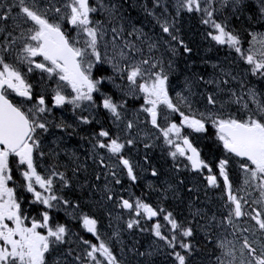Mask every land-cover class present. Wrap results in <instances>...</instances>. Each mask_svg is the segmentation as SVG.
<instances>
[{"label": "snow or ice", "instance_id": "snow-or-ice-1", "mask_svg": "<svg viewBox=\"0 0 264 264\" xmlns=\"http://www.w3.org/2000/svg\"><path fill=\"white\" fill-rule=\"evenodd\" d=\"M139 7L159 33L145 31L123 0H0V264H153L161 251L171 264H203L193 242L197 221L219 252L212 264H264V87L258 91L245 80L258 77L264 85V32L249 31L253 21L264 27V0H145ZM101 14L105 18L97 19ZM184 16H198L204 40L225 47L232 60L218 59L207 79L185 76L177 91L176 56L180 49L193 52L180 34ZM231 106L236 113L227 110ZM66 108L71 122L55 114ZM94 124L81 137L87 150L65 145V135L46 148L54 129L71 140ZM209 126L223 157L211 162L193 139L209 137ZM140 144L147 170L160 181L158 188L148 185L157 196L152 203L124 194V179H139V162L130 153ZM156 147L173 172L203 179L206 200L209 191L220 193L223 211L195 207L187 220L164 207L169 198L182 199L181 185L193 189L183 179L161 180L163 170L148 155ZM234 169L243 176L236 188ZM105 202L127 210L128 218L116 221L126 230L150 232L157 246L127 247L118 224L102 235L100 220L84 208ZM24 203L42 210L30 217ZM53 211L80 223L96 242L55 221ZM108 219L111 227V212ZM114 242L121 243L119 253Z\"/></svg>", "mask_w": 264, "mask_h": 264}, {"label": "flooded vegetation", "instance_id": "flooded-vegetation-1", "mask_svg": "<svg viewBox=\"0 0 264 264\" xmlns=\"http://www.w3.org/2000/svg\"><path fill=\"white\" fill-rule=\"evenodd\" d=\"M9 24H11V21H9ZM55 114L57 117L62 116L60 112H57ZM63 117L65 119L69 120V122H70V114L68 112L65 113ZM100 118L105 123V126H107L109 121L107 122V119L103 116V114H101ZM96 127L97 126L95 124L92 126H82V130L80 131L79 135L72 137L71 140L67 139L66 134L62 133V131L59 129H54L53 133L55 136V141L57 139V136L65 135V145H67L70 148H79L81 150V152H83L84 150H87L89 146L86 143H84V141L81 139V137L86 136L89 133V131L94 130ZM209 137H211V139H209ZM209 137H204L203 135H199V136L193 137V139H194V142L199 141L197 146L201 147L203 149L202 155L204 156V158L206 160L211 162V161L215 160L217 157L222 158V153H221L220 147L217 145V143L214 142L215 134L213 135V131L211 128H209ZM62 147H63V145H62ZM89 164H91V161H89ZM89 171H91V168L89 169ZM214 171H215V168H214ZM13 177L18 183L20 182L19 172L16 169H14V171H13ZM190 177H196V181H191L189 179L179 177L180 179H183L185 181L186 185L190 186L187 188L193 189V191L188 192L185 189L184 185H181L180 186V196L182 197V199H177V205H180L181 203H185L189 207V205H191L193 202H195V205H197L198 207H208L210 212H212V211L217 212L215 210V206H217V205L220 206L221 202L218 199H216V197L218 195H220V193H218L216 191H209L208 192V199L206 200L205 195H204L205 187H203L201 182H199V180H200L204 183L203 179L200 176H195V175H192ZM230 178L233 180V187L234 188L241 186L242 180H243L242 174H240L239 172L236 173V172H234V170H230ZM196 189H199V191H196ZM76 194L81 195L79 190H77ZM131 194L134 196H146V195H142L139 192H132ZM18 195H19V193H18ZM197 196H199L198 202L196 200ZM146 197L149 198L148 202H150V203L157 201V196L155 193L152 196H146ZM23 199L25 201H28L31 199V196L30 195H24ZM22 208L28 209V215L30 217L36 216L38 211L42 210V206L33 205L30 207L27 203L22 204ZM182 209H183L184 213L188 214L187 208H182ZM63 213H64L63 211L62 212L53 211L51 213V215L53 216L55 221L64 222V220H69L68 217H64ZM182 217H184V215H182ZM190 218H192V216ZM73 222L76 224H80V223L75 222V221H73ZM202 224H203V221H199V223L195 224L196 226H195L194 232L196 235V239L193 242L197 243L199 248L201 249V255H200V257H198V259H201L203 261V264H212V261L214 260L215 255H219V252L214 250V245L212 243H209L208 240L206 239V230L202 229V227H201ZM197 226H199V229H197ZM79 234L81 235L80 232H79ZM81 236H83V235H81ZM83 238H86V237L83 236ZM62 251H63V249H61V252ZM162 253L163 252H157L156 256H159Z\"/></svg>", "mask_w": 264, "mask_h": 264}, {"label": "bare ground", "instance_id": "bare-ground-1", "mask_svg": "<svg viewBox=\"0 0 264 264\" xmlns=\"http://www.w3.org/2000/svg\"><path fill=\"white\" fill-rule=\"evenodd\" d=\"M128 1L129 0H123V2H128ZM141 1H142V3L145 2V0H141ZM128 8L134 9V10H138L139 11L138 13L144 14L140 7H127L126 9H128ZM96 18L97 19H104L105 17L103 16V14H101V15H98ZM192 19L195 22V25L197 27V30L201 31V25L198 22L195 21L196 18H192ZM236 26L241 27L238 24ZM213 50L216 53L218 52V53H222V54L225 53V52H227L226 50H219V49H213ZM176 62H177V59H176ZM199 63H200V61H199ZM191 72H193V71H191ZM191 74H193V73H191ZM175 77L178 78V77H180V75H176L175 74V76L173 77L172 83L174 85H175V83H177V79H175ZM246 81H248V80H246ZM234 111L235 112L237 111V108L236 107L234 108ZM107 122H108V120H107ZM137 148H138V152H141L144 149V148H140V146H138ZM132 156L135 157V154H132ZM138 165H139V167L146 169V171H149V170H147V166L144 165V162L138 163ZM153 165L156 166L157 168H161L162 167V165L159 162H157V161H155ZM139 178H140V181H139L140 190H139V192L142 195L152 196L155 193L153 190H150L149 187H148V183L150 181L158 182L159 183V186H160V181H157L156 179L150 178L148 176V172H145V171H142L141 172L140 171ZM177 179H180V178L177 177ZM161 180L162 181L163 180H167L168 181L169 179H168V176H166V178L162 176L161 177ZM187 187H190V186L187 185ZM83 199L87 200L88 199V196L87 195H84L83 196ZM164 204H167L173 211L179 212L181 214V216L184 215V218L187 219V220H190L191 219L190 218L191 216L189 215V212L190 211H194L195 207H198L197 205H195V202H193L191 204L192 205V208L188 207L185 203H181L180 205H177V199H171V198H169L166 202H164ZM88 208L89 207H85L84 208V211L85 212H89L90 214L94 213L97 216V218L100 220V222L103 223L102 221H104L105 219L103 218L102 214L99 213V212H96V211L93 212L91 210L92 209L91 207L89 209ZM182 208H187L188 209L187 210L188 214L184 213ZM100 209L103 210L105 208H100ZM215 209H216V207H215ZM114 210H115V214L113 215V213H112V215L114 217L115 216L117 217V215H118L119 212L116 211L117 208H114ZM62 223H69V226L73 229L74 232H77V233L80 232L79 224H76L73 221L72 222H69V220H64V222H62ZM142 227H144L145 229H147V226L146 225H143ZM197 229H199V226H197ZM129 235H130L131 240H127L126 242H123L124 245H126L127 247L130 248L133 244H136V246L139 247L140 251H144L147 248L148 240L150 238L149 232L145 231V232L140 233L138 235H134V234H132L130 232L125 231L124 236H128L129 237ZM84 239H86V238H84ZM113 246H114V250L117 253H119L120 248H121V243L120 242H114V245ZM157 260L158 261L157 262H154L153 264H171L170 258L164 252L158 256V259ZM160 260H162V261H160Z\"/></svg>", "mask_w": 264, "mask_h": 264}, {"label": "rangeland", "instance_id": "rangeland-1", "mask_svg": "<svg viewBox=\"0 0 264 264\" xmlns=\"http://www.w3.org/2000/svg\"><path fill=\"white\" fill-rule=\"evenodd\" d=\"M166 2H168V3H171L169 0H167ZM171 10V9H170ZM126 11H127V13L135 20V19H139V20H141L142 22H143V24L146 26L145 27V31H148L149 30V28H153L154 29V32L155 33H159V28H154V25L153 24H151L150 23V18H145V15L144 14H140V13H138L139 11L138 10H134V9H130V8H128V9H126ZM182 20L183 21H185V16L184 17H182ZM139 26V25H138ZM197 32H200V33H202V30L201 31H199V30H197V27H196V25H195V22L193 21V19L191 18V19H189L188 21H187V23L183 26V28H182V37L185 39V42L186 43H188V45L190 46V47H192L193 48V52H196L195 51V47H196V49H200L199 50V52L200 53H204V52H207L208 53V55H209V58H210V60L213 62V63H216L217 61H218V59L220 60V61H223V60H225V58L227 57V59L228 60H232V55L230 54V53H228V51L227 52H225V53H216V52H214V50L212 49V48H210L209 47V45L207 44V43H205L203 40H202V38H201V36H198V38L200 39V40H198V39H196V33ZM194 40L196 43H198V44H200L199 46H194L191 42H190V40ZM202 40V41H201ZM197 53V52H196ZM201 55V54H200ZM201 58V57H200ZM176 59H177V62H176V66H177V68L179 69V65H180V63L181 64H183V74L184 75H180V77H175V79H177V82H182L183 80H184V78H185V76H192L193 74H191L192 72L189 70V68L188 67H190L191 65L188 63V62H186L185 61V59H184V57H183V54H182V51L181 50H179V53H178V55L176 56ZM198 64H200L199 62H198ZM237 64H239V61H237V63H236V65ZM185 66H187V68H185ZM242 70V68H239V69H237V72H240ZM176 75H177V73H176ZM245 80H248V81H246V82H251V80L250 79H248L247 77H245ZM199 107H202L203 106V104L201 103L200 105H198ZM236 106H231L230 107V109L232 110V111H234V108H235ZM136 153H138V151L136 152ZM145 172H148L149 173V171H146L145 170ZM166 174H164L163 175V177H165L166 178ZM149 183H152L153 185H155V187L157 188V187H159V183L158 182H153V181H150ZM149 183H148V185H149ZM89 209V208H88ZM92 210V209H91ZM116 211H118L119 212V210L117 209ZM96 212H99V213H101L102 214V216H103V218L105 219L104 221H102L103 223H101L100 222V232H101V234L102 235H105V236H110L111 235V233H112V231H113V223H112V221H111V227L109 226V224H110V221H109V219H108V212H111V213H113V215L115 214V210L114 209H111L110 211H107L106 209H103V210H101L100 209V207H98L97 209H96ZM112 215V216H113ZM118 215H120V216H123V213L121 212V214L120 213H118ZM117 215V216H118ZM124 217V216H123ZM116 216L114 217L113 216V220H115V222L116 223H119L120 224V222H122V220H120L119 222H117L116 221ZM119 228H120V226H119ZM125 233V232H124ZM124 233H123V235H122V239H121V241L122 242H126L127 240H131V238H130V235H129V237L128 236H124ZM160 261H162V260H160Z\"/></svg>", "mask_w": 264, "mask_h": 264}, {"label": "trees", "instance_id": "trees-1", "mask_svg": "<svg viewBox=\"0 0 264 264\" xmlns=\"http://www.w3.org/2000/svg\"><path fill=\"white\" fill-rule=\"evenodd\" d=\"M140 4H142V1L140 2ZM140 4H139V5H140ZM138 7H139V6H138ZM195 21L199 23V20H198L197 18L195 19ZM238 25L242 27V26L245 25V24H243V23H238ZM190 42H191L194 46H199V45H200V44L196 43V42H195L194 40H192V39L190 40ZM199 50H200V49H196V47H195V51H196L197 53H196V52H192V55L198 60V62L201 60V58H200V54H201V53L199 52ZM196 55H197V56H196ZM178 67H179V71L177 72V75H184V74H183V64L180 63V65H179ZM185 68H187V66H185ZM188 68H189L190 71H193V72H192L193 74L195 73V70L193 69L192 66H190V67H188ZM181 73H182V74H181Z\"/></svg>", "mask_w": 264, "mask_h": 264}]
</instances>
